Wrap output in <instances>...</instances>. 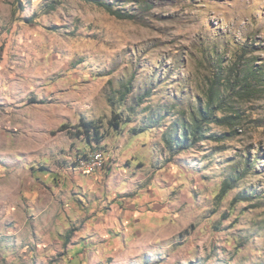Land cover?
Returning <instances> with one entry per match:
<instances>
[{
	"label": "rangeland",
	"instance_id": "1",
	"mask_svg": "<svg viewBox=\"0 0 264 264\" xmlns=\"http://www.w3.org/2000/svg\"><path fill=\"white\" fill-rule=\"evenodd\" d=\"M0 264H264V0H0Z\"/></svg>",
	"mask_w": 264,
	"mask_h": 264
},
{
	"label": "trees",
	"instance_id": "2",
	"mask_svg": "<svg viewBox=\"0 0 264 264\" xmlns=\"http://www.w3.org/2000/svg\"><path fill=\"white\" fill-rule=\"evenodd\" d=\"M102 5L108 10V11H110V12H112L113 14H116L117 16H119V17H127V16H129L127 13H120V12H118L117 10H114L110 5H108V3H102ZM206 107H208V104H206ZM209 108V107H208ZM215 109L216 110H218V109H222V110H224V111H226L227 112V115L225 116V117H223L222 119L223 120H225L227 123H231V121H229V120H232V118H236V117H233V115H230V114H228V113H230V110L227 108V106L226 105H223L222 103H216L215 105H214V111H215ZM202 113H204L203 111H200V114H201V116H202V118H205L204 116V114H202ZM201 118V119H202ZM207 121L209 120V118L208 119H206ZM196 121H194L193 123L194 124H196L195 123ZM193 124V125H194ZM198 126V125H197ZM90 127V126H89ZM191 127V126H190ZM189 127V128H190ZM186 128L187 127H185V128H183L182 129V132L179 134V138L181 139V142H180V144H181V148H184L185 147V144H186V140H187V133H188V131L189 130H186ZM198 131H196V127H192V130L190 131V135H192L193 136V138H198V140L199 139H201V137H196V133H197Z\"/></svg>",
	"mask_w": 264,
	"mask_h": 264
},
{
	"label": "bare ground",
	"instance_id": "3",
	"mask_svg": "<svg viewBox=\"0 0 264 264\" xmlns=\"http://www.w3.org/2000/svg\"><path fill=\"white\" fill-rule=\"evenodd\" d=\"M98 160H99V159L95 156V157H94L93 164L96 163V162H98Z\"/></svg>",
	"mask_w": 264,
	"mask_h": 264
},
{
	"label": "built area",
	"instance_id": "4",
	"mask_svg": "<svg viewBox=\"0 0 264 264\" xmlns=\"http://www.w3.org/2000/svg\"><path fill=\"white\" fill-rule=\"evenodd\" d=\"M95 169V168H94Z\"/></svg>",
	"mask_w": 264,
	"mask_h": 264
}]
</instances>
